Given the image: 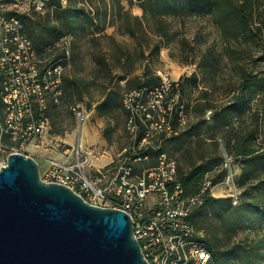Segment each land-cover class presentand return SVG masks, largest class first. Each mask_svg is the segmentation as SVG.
<instances>
[{
    "label": "trees",
    "instance_id": "1",
    "mask_svg": "<svg viewBox=\"0 0 264 264\" xmlns=\"http://www.w3.org/2000/svg\"><path fill=\"white\" fill-rule=\"evenodd\" d=\"M65 1L68 5L63 8L64 17L73 18L67 34L88 39V43L93 47H96L102 40L110 41L117 51H114L117 54L116 62L121 66V75L118 81L113 79L114 75L105 61V54L97 59L102 68L100 72L103 73L102 77L106 79V82L102 85L101 100L96 103L94 110L98 117L103 118L122 108L126 120L127 115L123 109L120 95V81H124V88L129 92L148 91L160 83V77L152 74L148 69H143L140 76L131 75L133 73L131 68L125 66L130 56L128 50L119 43H114V37L104 33L106 28L114 27L119 33L135 39L137 41L135 50H139L140 55L143 56L145 46V50L148 52L147 56H158L161 48H170L175 35L172 30L173 22L177 21L179 27L182 28L185 17L198 20L201 18V14L207 15L216 33L215 41L198 54L189 43H186L185 49L181 47V53L184 54L187 64L196 61L195 66L203 77L224 79L222 92L227 95L228 102L214 107L210 100L211 92L208 90L200 92L201 96L197 104L201 106L202 110H213L210 117L211 123L206 125L204 133L207 136L206 139L212 142L214 153L211 155L207 149L202 148V144L197 143L200 149L193 147L191 149L187 144V153L183 151L185 153L182 156L187 159L188 165L185 170H182L177 164V178L188 197L200 193L202 185L207 179L213 186L221 182L225 176L224 170H217V174L212 177L209 174L220 162V158L216 157V151L218 142L222 144L227 157L233 160L241 171L238 180L242 190V196L239 198L241 201L239 205L232 206L229 198L215 199L209 193H204L201 202L190 214L189 221L195 227L193 224L194 214L204 205H209L213 218L223 224L221 237L204 238L206 250L210 255V264H256V258L264 256V227L258 224L261 219H264V69L255 67L254 70L248 71L242 67L241 63L252 59L254 52L258 49L264 51V0L128 1L129 5H132L131 1L135 2L141 10L140 16L132 15L129 10H125L120 5L121 0H107V2L104 0ZM44 3L47 5L55 3L58 8H61L60 3L63 1L46 0ZM71 3L107 4L102 8L101 19L98 18L100 8L98 5H94L96 6L94 15H86L85 22H81L79 21V18L82 17L80 8L75 4L71 9ZM17 19L20 21L19 18ZM23 31L37 54L40 55L54 48L55 45L35 48L25 33L24 27ZM138 35L143 37V41L139 39ZM218 43L220 44L218 45ZM63 57L64 53L57 55V58ZM220 67L223 69L221 70ZM93 77V80L97 81L98 73L96 71L93 73ZM198 81L200 78L195 73L188 78L182 77V83L192 84L194 87L197 86ZM63 82L67 88L72 87L75 83L68 78L63 79ZM181 90V86L177 83V88L173 89L172 93L178 91V94L181 95ZM77 92L79 91L76 90ZM67 95L71 100L70 96L75 94L67 92ZM90 109V106L86 107L87 111ZM175 109L179 112L178 107ZM171 115L173 126H176L178 114L172 110ZM199 123L201 121L189 127L187 131L163 142L160 151L147 150L138 153L140 157L147 156L148 160L134 164L133 172L140 165L144 169L154 166L159 152L171 157L170 151L165 149L163 144L166 142L174 144L177 148H173V152L179 151L184 141V139L180 141V137L188 138L194 129L200 130ZM196 136L199 134L197 133ZM192 153L197 155L195 160L192 158ZM238 233L247 234V237L251 235L252 244L246 247L229 248V242Z\"/></svg>",
    "mask_w": 264,
    "mask_h": 264
},
{
    "label": "built area",
    "instance_id": "2",
    "mask_svg": "<svg viewBox=\"0 0 264 264\" xmlns=\"http://www.w3.org/2000/svg\"><path fill=\"white\" fill-rule=\"evenodd\" d=\"M36 3L43 7L41 1ZM60 53L63 58H57ZM67 59L68 52L55 47L37 54L22 23L0 14V153L5 157L27 156L28 145L43 143L49 128L48 106L60 102L61 62ZM159 76L160 83L153 89L124 95L125 126L133 144L112 168L94 169L91 176V155L78 144L63 148L60 159H47L39 168V179L70 189L92 206L126 214L147 264H210L204 236L189 221L203 194L212 192L210 180H205L200 193L186 196L175 159L163 152L157 154L154 166L138 174L132 170L134 164L148 160L138 153L160 151L162 143L177 136L184 125L178 91L172 93L177 83ZM174 105L179 108L176 126L171 115ZM70 112L79 124L84 122L77 107ZM238 202L234 192L231 203Z\"/></svg>",
    "mask_w": 264,
    "mask_h": 264
},
{
    "label": "rangeland",
    "instance_id": "3",
    "mask_svg": "<svg viewBox=\"0 0 264 264\" xmlns=\"http://www.w3.org/2000/svg\"><path fill=\"white\" fill-rule=\"evenodd\" d=\"M37 1L38 0H16L14 3H0V14L7 17L19 18L22 22L25 33L31 39L35 48L44 45H55L54 47L56 50L60 48L68 52V59L61 62L62 68H64L62 71V95L60 103L57 106L51 104L48 106L47 114L49 118V128L47 134L43 139V143L28 145L25 151L26 153L37 155L39 168L42 170L45 166V160L49 159L48 157L50 155L58 154L59 157L55 159H60L63 148L68 146L75 147L76 144L74 141L78 130L83 125H87L95 133V135H93L95 138V144H91L90 141L87 142V138H85L86 136L84 137V148L86 147V151L91 155V161L93 160L97 162L92 165L94 167H102L109 161L108 165L101 169L104 171V169L112 168L116 159L127 153L133 144L125 126V114L121 108L120 111L115 110L112 113L105 115L106 117H98V119L95 120L86 117L87 115L84 111H86L87 106L95 107L96 103L101 100L102 85L106 82V79L102 77L103 73L100 72L102 68L97 59L103 57L102 54H105V61L110 66L112 75H114L113 79L118 81L120 78L121 66L116 62L117 54L115 52L117 51L110 41L102 40L96 47H93V45L88 43V39H82L67 34L73 18L70 16L66 18L64 17L65 13L63 12V8L68 5L65 0H62L63 3H60L61 8H58L55 3L47 5V3H44L46 0H39L43 2V7L40 8L36 3ZM104 1L107 2V0ZM128 1L130 0H121L120 5L125 10H129L132 15L140 16L141 10L137 7L135 2L131 1L132 5H129ZM75 4L80 8V13L82 15V17L79 18V21L85 22L86 15L93 16L96 12V6L94 5H98V8H100V15L98 18L101 19L102 8L107 3H96L92 5L71 3V9L74 8L73 6ZM200 16L201 18L198 20L192 19L191 17H185L184 26L182 28L179 27L177 21L173 22L172 30L175 32V35L170 44V48H161L158 56H147L148 52L145 50V46L143 56L140 55V51L135 50L137 41L119 33L114 27H108L104 32L106 35H112L114 37V43H119L122 47L128 50L130 56L125 66L131 68L133 72L131 75L140 76L143 69H148L152 74H155L158 77H160L159 74L161 76H166L171 79V81L178 83L181 86L182 96L179 94L178 104L184 106L181 113L184 125L181 127L180 133L187 131L189 127L195 125L198 121H201V123L198 124L201 125V128H199L200 130L197 128L194 129L188 138H185V136L180 137V141H183V139L184 141L182 142L183 146L179 151L173 152V148H177L174 144L167 142L166 144H163L165 145V149L170 151V156L176 160L178 166L181 167L182 170H185L188 165L187 159L182 156L183 153H187V144H189L191 149H200L197 146V143L202 144L203 149H207L211 155L214 153L212 147L213 144L206 139L207 136L204 133L206 125L211 123L210 117L213 110H202L201 106L197 104V101H199L201 96L200 92L204 90L211 92L210 100L213 102L214 107L228 102L227 95L225 92H222L224 79L213 78L210 76L203 77L195 66L196 61L187 64L184 60V54L181 53V47L185 49L186 43H189L198 54L204 49L210 47L215 41L216 33L207 15L201 14ZM138 37L140 40L143 39L140 35H138ZM219 44L220 43H218V45ZM262 58H264V51L258 49L254 52L252 59H247L245 62H242L241 65L248 71L254 70L255 67L256 69H264V60H261ZM220 64L222 65V63ZM220 69L222 70L223 68L220 67ZM95 71L98 73L97 81L93 80V73ZM193 73L197 74L200 78L196 87L192 84L187 85L182 83V77L188 78ZM65 78L74 81V85L67 88L63 82V79ZM119 85L121 87L120 95L122 101L124 95L129 93V90L124 88V81H120ZM76 90L79 91L77 92L78 94L76 93ZM67 92L75 94L70 96L71 100H69ZM168 98H172V96L169 95ZM72 107H77L78 111L85 116L83 123L79 124L76 121L74 115L70 112V108ZM175 107L176 105H174L173 108L174 113L178 114ZM208 112H210V114L207 119L206 115ZM197 133L199 136H196ZM38 152L41 154H37ZM196 157L197 155L193 154V160H195ZM216 157L218 159L220 158V162L216 164L215 169H212L209 176L212 177L213 175H216L217 170H224L225 176L221 182L214 186L210 196L215 199H231L232 194L236 192L240 198L242 196V190L238 182L241 172L239 166L227 157L222 144L219 142ZM5 161L6 157L0 153V166H4ZM138 167L139 168L135 170L136 174L144 170L143 166L140 165ZM101 169L100 171L102 172ZM88 173L93 176V167L88 169ZM229 176H232V180L230 178L227 183V177ZM240 201L241 199L237 205H239ZM193 222L195 226L194 228L201 232L204 238L207 239L213 236L221 237L223 224L213 218L209 205H204L202 209L194 214ZM258 224H260L261 227H264V219H261ZM251 237V235H248L247 237V234L238 233V235L229 242V248L249 246L252 244ZM256 264H264V256L256 258Z\"/></svg>",
    "mask_w": 264,
    "mask_h": 264
},
{
    "label": "water",
    "instance_id": "4",
    "mask_svg": "<svg viewBox=\"0 0 264 264\" xmlns=\"http://www.w3.org/2000/svg\"><path fill=\"white\" fill-rule=\"evenodd\" d=\"M0 264H147L129 217L44 183L31 157L0 166Z\"/></svg>",
    "mask_w": 264,
    "mask_h": 264
},
{
    "label": "crops",
    "instance_id": "5",
    "mask_svg": "<svg viewBox=\"0 0 264 264\" xmlns=\"http://www.w3.org/2000/svg\"><path fill=\"white\" fill-rule=\"evenodd\" d=\"M14 1H16V0H0V3H14ZM84 113L87 115L86 117H88V118H91V119H95V120H97L98 119V115H97V112L94 110V107H91V109L90 110H86V111H84ZM91 131V132H90ZM91 133V134H90ZM93 135H95V133H94V131L92 130V129H90L87 125H83L82 127H80V129L78 130V133H77V135L75 136V141H74V143L76 144V145H80L81 147H83V149L86 151V147L84 148V143H85V138H87V142L88 141H90V143L91 144H95V138H94V136ZM86 136V137H85ZM85 137V138H84ZM102 146V145H101ZM27 154V156L28 157H31V158H33L37 163H38V157H37V155H35V154H32V153H26ZM37 154H41V153H37ZM50 155V154H49ZM38 156H42V155H38ZM57 156V157H56ZM59 156H58V154L57 155H50L48 158L49 159H55V158H58ZM47 160V159H46ZM45 160V161H46ZM96 161H91V165L92 164H94ZM97 163V162H96ZM108 163H109V161L105 164V165H103L102 167H94L93 165H92V167H93V169H101V168H104V166H106V165H108Z\"/></svg>",
    "mask_w": 264,
    "mask_h": 264
},
{
    "label": "bare ground",
    "instance_id": "6",
    "mask_svg": "<svg viewBox=\"0 0 264 264\" xmlns=\"http://www.w3.org/2000/svg\"><path fill=\"white\" fill-rule=\"evenodd\" d=\"M214 188V187H213Z\"/></svg>",
    "mask_w": 264,
    "mask_h": 264
}]
</instances>
